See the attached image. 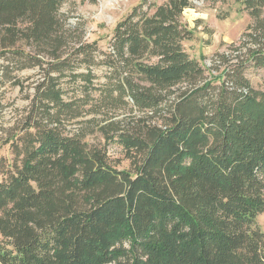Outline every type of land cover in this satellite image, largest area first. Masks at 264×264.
<instances>
[{"label":"trees","instance_id":"obj_1","mask_svg":"<svg viewBox=\"0 0 264 264\" xmlns=\"http://www.w3.org/2000/svg\"><path fill=\"white\" fill-rule=\"evenodd\" d=\"M64 2L0 0V87L13 62L37 70L6 140L0 264H264V88L246 76L264 71V0H236L251 23L211 68L184 47L192 0L144 1L106 51Z\"/></svg>","mask_w":264,"mask_h":264},{"label":"rangeland","instance_id":"obj_2","mask_svg":"<svg viewBox=\"0 0 264 264\" xmlns=\"http://www.w3.org/2000/svg\"><path fill=\"white\" fill-rule=\"evenodd\" d=\"M144 1L161 3L165 0H65L59 13L66 21L65 27L84 31L85 40L97 42L100 48L106 51L110 47L116 24L126 19L133 9ZM192 3V7L187 8L184 13L183 22L193 31V35L184 43V47L190 56L206 68H211L212 60L216 54L227 51L232 45L241 42L243 34L251 23V18L236 0H192ZM1 50L0 54H2ZM7 51L10 50H6V57H11L13 50L11 49L10 53ZM3 62L0 58V65ZM14 63L10 65L9 71H13L12 76L16 78L8 79L9 81L0 87V173L3 171L4 163L7 165L9 160L14 157L10 150V144H6V140L9 139L28 107L27 95L33 94L31 84L37 78L35 68L18 71L16 68L18 66ZM5 64L7 65L8 62ZM95 74L100 76L96 83H102L104 79L100 67L95 69ZM246 76L254 88H264V71L250 69ZM19 80L24 82L26 87L24 90L14 86V82ZM63 82V87L69 90V86L66 84L67 79ZM89 118L91 115L79 120L86 121ZM88 130H93V127ZM87 139L93 145L103 143L101 136L95 132L89 134ZM108 149L115 168L119 170L131 169V164L126 160L122 149L117 146ZM257 221L259 228L264 232V213L257 218Z\"/></svg>","mask_w":264,"mask_h":264}]
</instances>
